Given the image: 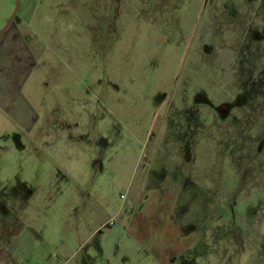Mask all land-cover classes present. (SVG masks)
Here are the masks:
<instances>
[{"label":"rangeland","instance_id":"obj_1","mask_svg":"<svg viewBox=\"0 0 264 264\" xmlns=\"http://www.w3.org/2000/svg\"><path fill=\"white\" fill-rule=\"evenodd\" d=\"M141 208L171 259L126 234L108 264H264V0L19 1L0 37V247L11 215L78 264L96 223Z\"/></svg>","mask_w":264,"mask_h":264},{"label":"crops","instance_id":"obj_2","mask_svg":"<svg viewBox=\"0 0 264 264\" xmlns=\"http://www.w3.org/2000/svg\"><path fill=\"white\" fill-rule=\"evenodd\" d=\"M144 204L141 205L143 206ZM141 210L142 208L138 209V212L130 217L131 220L126 225L123 223H114L111 226L109 219L96 223L88 236L94 234L95 237V235L100 232L101 241L90 246L88 251L85 253V259L87 260L79 261L78 264H108L106 261L108 257L117 256L120 253V247L123 246V240L126 239V234H134L133 237L131 235L130 236L132 238H136L137 236V239L141 241V243H145L148 248V245H150L151 242V236H153L155 240V236L152 234L153 223L151 221L155 220H147L145 216L140 213ZM170 216L171 215L169 213L167 218ZM4 217L5 231L3 234L5 235V244L0 247V264H71L69 263V258H71V256H73L76 252V248L70 253L64 252L63 256H56L53 251L49 249L46 250L47 248H45V244H43L41 237L34 233V231L30 230V227L21 226L13 229L9 224V220L13 216L7 215ZM154 225L157 226L156 223ZM103 226H108L107 228L109 234L106 233L104 235L103 232H101ZM170 226L173 227V224H170ZM175 229L179 230L176 225ZM127 230H131L132 232H127ZM176 236H180L179 231H177V233H173L171 229L166 230V234L164 235L167 240L168 238L176 239ZM135 238L134 240H136ZM152 248L153 246L150 245L149 250L147 249L146 251L148 254L152 253L155 260L161 258V262L166 263L171 259L170 252H158V250H154ZM91 249H93V253H97L98 249V253L100 255L95 257V255L88 253ZM74 264H77V262Z\"/></svg>","mask_w":264,"mask_h":264},{"label":"water","instance_id":"obj_3","mask_svg":"<svg viewBox=\"0 0 264 264\" xmlns=\"http://www.w3.org/2000/svg\"><path fill=\"white\" fill-rule=\"evenodd\" d=\"M19 1L20 0H16L15 1V6H14V9L12 11V13L10 14V16L8 17V19L6 20L4 26L1 28L0 30V37L3 33V31L5 30V28L8 26V24L10 23V21L12 20V18L14 17V15L16 14L17 10H18V7H19Z\"/></svg>","mask_w":264,"mask_h":264}]
</instances>
